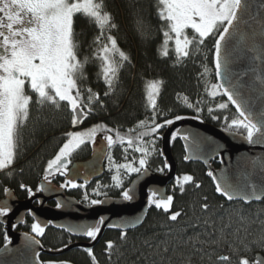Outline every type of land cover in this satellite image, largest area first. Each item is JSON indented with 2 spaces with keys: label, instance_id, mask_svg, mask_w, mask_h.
<instances>
[{
  "label": "trees",
  "instance_id": "1",
  "mask_svg": "<svg viewBox=\"0 0 264 264\" xmlns=\"http://www.w3.org/2000/svg\"><path fill=\"white\" fill-rule=\"evenodd\" d=\"M103 4L117 25L110 34L116 38L119 49L129 57L119 71L114 89H108L103 82L99 61L89 59L85 64L83 77L78 79V86L82 92L90 88L93 93H98L102 105L96 104L91 113L82 117L81 126L75 127L71 124L72 114L64 103L58 109L51 105L40 106L32 103L29 118L19 127L15 163L8 169L0 170V198L4 195V188L12 189L18 198L25 195L27 191L20 188L22 183L33 191L37 190L47 161L62 146L67 133L84 125L97 124L103 128L119 130L121 135H125L138 121L147 119L151 115V109L147 107V85L152 81L161 82L157 97V112L161 114L158 122L165 118L173 119L177 115L194 119L199 116L197 120L225 129L224 118L230 120L237 117L238 114L230 103L226 109L216 108L220 103H227L223 95L211 97L206 92V88H210L212 83H217L213 67V37L206 38L199 52L182 61L177 60L174 44L169 42V55L164 57L161 55V46L164 42L163 32L167 31V27L158 15L159 0H103ZM138 20L143 22L144 34L137 30ZM74 31L79 44V58L83 61L85 57H92V41L99 34L98 26H93L90 19L83 14H77L74 17ZM105 32L107 34V30ZM187 35L191 37L192 30H187ZM205 68L211 72L208 83L204 85ZM106 92L108 95H105ZM185 97L193 104L200 101L199 107L203 111L197 113L194 108L188 107L184 102ZM209 107L213 108L212 113L208 112ZM213 116L220 118L213 119ZM100 133L114 135V132ZM155 146L157 152L150 160L148 168L164 175L167 169L163 173L157 171L164 166L159 154L160 139ZM89 148L88 143L82 145L76 150V157L87 158ZM171 149L177 165L176 177L190 174L201 187L196 188L190 183L181 193L179 187H174V181L167 190L168 195L174 196L173 206L168 213L154 206L149 207L143 224L137 229L127 231L126 238H121L118 231L106 230L92 249L94 260L86 250L75 248L56 257L42 254L39 256L41 262L220 264L218 257L227 255L230 257L229 264H237L240 257L246 256L251 260L256 253L264 256V247L257 243L264 236V200L247 205L226 201L215 192L204 166L184 162L183 147L178 137L171 139ZM210 165L217 168L218 162L213 160ZM60 180L59 183L55 181V184H60ZM109 181L104 172L100 179L82 188L81 193L70 190V194L79 202L91 205V199H100L103 195L98 196L89 188L93 185L96 187L98 183L106 186ZM126 185L127 183L124 187ZM120 192L119 188L107 195L122 197ZM205 202L209 204L207 210L201 207ZM172 212H181L176 221L168 218ZM32 223L31 219L26 218L15 230L34 235L45 250L60 249L74 241L64 231L50 226L45 228L43 236H37L31 231ZM5 237L4 226L0 224V247L5 244ZM108 241L115 242L111 254L106 249ZM244 245L248 246L247 250ZM234 249H238V252H234Z\"/></svg>",
  "mask_w": 264,
  "mask_h": 264
},
{
  "label": "snow or ice",
  "instance_id": "2",
  "mask_svg": "<svg viewBox=\"0 0 264 264\" xmlns=\"http://www.w3.org/2000/svg\"><path fill=\"white\" fill-rule=\"evenodd\" d=\"M159 4V18L167 27V31L163 32L161 55L167 57L168 44L174 42L175 56L178 61H182L199 52L206 38L213 37L215 76L227 77L228 83H212L210 88H206V92L211 97L217 95L227 97V103L216 105L217 109H226L229 103L235 106L238 115L230 120L227 117L224 118L225 131L235 130L249 144L264 143V107L254 111L249 103L250 97L245 98L243 89L248 85L243 80L248 73L232 71V65L241 59L240 52L246 56L248 51H257L254 44L247 51L241 49L240 52L232 45L234 38L239 36L241 40L244 39L242 26L248 24L245 14L251 5H245L244 0H159ZM261 7H264V4ZM77 14H83L89 18L93 26H98L99 32L92 41L93 56L85 57L83 61L78 55L79 44L74 31V17ZM136 26L137 30L144 34L143 22L138 20ZM116 28L117 25L113 22L111 14L105 10L103 0H0V170L8 169L15 163L19 127L29 118L32 103L40 106L51 105L57 109L61 103H64L72 114L73 126L80 124L82 117L91 113L96 104L102 105L98 93H93L90 88L85 90L86 95L81 91L78 79L83 77L84 67L89 59L97 60L103 82L108 89H114L119 71L129 60L125 52L119 49L116 38L110 34ZM189 29L193 32L191 37L187 35ZM252 36H255L254 32ZM259 51L261 55H256L253 59H264V47ZM204 73H207V68L204 69ZM233 76L236 80H233ZM256 78L264 84V78L259 76ZM160 84V81H152L147 85V107L151 109V115L147 119L138 121L127 134L121 135L119 130L108 127L101 129L99 125L85 131L67 133L65 142L59 147L54 157L47 161L43 175L45 183L40 184L37 191L46 190V185L56 175L68 177L70 157L73 152L87 142L94 143L98 130H102L107 133L114 132V135L103 136L109 149L120 144L125 146L123 148L125 153L129 150L139 153L138 159L135 156L131 159L125 156L124 163L114 165L112 155L109 154L107 157L110 170L114 167L116 173L111 177L114 186L121 189L120 195L123 200L132 201L133 191L123 186V176L132 174H136L137 177L147 176L150 158L157 152L156 141L161 139L160 131L176 121L185 119L177 115L173 119L165 118L162 122H158V117L161 115L157 112ZM105 95L108 93L106 92ZM184 102L188 107L194 108L197 113L203 111L199 107L200 101L193 104L185 97ZM208 112L212 113L213 108L209 107ZM195 118L199 119V116ZM219 118L213 116V119ZM178 135H180L179 129L171 134V139L175 140ZM182 138L187 141L189 136L184 134ZM159 154L163 155V152ZM184 159L188 160L191 157L185 156ZM169 168L165 160L164 166L157 171L163 173ZM208 176L217 180L212 171L208 172ZM190 183L196 188L201 187L190 174L177 176L174 187H179L180 192L183 193L185 186ZM86 184L87 181L84 184H78L73 179H65L60 187L84 188ZM20 188L27 191L29 196L34 195L28 185L22 183ZM214 189L227 201L237 198L241 201L251 198L257 201L262 199L261 195L256 194L255 184L239 185L231 182L227 177L222 182L217 181ZM4 192L10 193V190L4 188ZM149 193L147 205L168 213L173 206L174 196H160L154 189H150ZM103 203L104 201L100 199L90 200L91 205ZM62 206L60 203L56 204L57 208ZM201 207L207 210L209 204L205 202ZM11 211L12 208L7 202L0 204V216H6ZM27 211L31 212L30 209ZM180 215L181 212H172L168 218L176 221ZM140 222V218L137 217L133 221H126L120 225L108 224V227L126 229L135 227ZM104 224L105 218L101 216L96 224L84 226L80 231L84 236L95 240ZM61 227L64 226L61 225ZM45 230L39 221L31 224V231L37 236H43ZM68 231H76V229L68 228ZM126 235V232H121V238H126ZM29 240V247L40 243L34 237ZM257 243L264 247V236H261ZM114 247L115 242H106L109 254ZM247 247L244 245L245 250ZM86 251L94 260L92 249L88 248ZM233 251L238 252V249ZM218 260L220 264H229L230 257L221 255ZM48 264H57V262H48ZM237 264H264V257L257 256L251 260L246 256L240 257Z\"/></svg>",
  "mask_w": 264,
  "mask_h": 264
},
{
  "label": "water",
  "instance_id": "3",
  "mask_svg": "<svg viewBox=\"0 0 264 264\" xmlns=\"http://www.w3.org/2000/svg\"><path fill=\"white\" fill-rule=\"evenodd\" d=\"M244 3L245 5H251L245 14L248 24L242 26L244 39L241 40L238 36L232 40V45L240 52L241 49L247 51L254 44L257 51H248L246 56L243 55V52H240L241 59L232 65V71L233 73H248V76L243 80L248 87H245L243 92L246 99L250 97L249 103L252 105L253 110L259 111L264 107V84L256 77L264 78V59H253V57L261 55L259 50L264 47V44H262V41H264V7H261L264 0H244ZM253 32L255 33L254 37L252 36ZM215 79L217 83H228L227 77L215 76ZM233 80H236L235 76H233ZM224 97L227 100V97ZM231 106L236 111L235 106ZM177 129L180 130L178 138L183 147L184 157H191L188 160L184 159L185 163H199L206 168L207 172L212 171L217 178V180H213L210 177L214 186L217 181L222 182L227 177L231 182L239 185L255 184L257 187L256 194L262 197L259 201L254 198L241 201L237 198L228 202H241L247 205L260 203L264 200V143L249 144L236 131H225V129L207 122L185 117V119L176 121L173 125L160 131L159 153L163 152V155H160L163 164L166 160L170 166L167 173L160 175L148 169L147 176L137 177L136 175L127 186L128 189L133 191L134 199L132 201H125L122 197L106 196L100 199L104 201L103 204H83L73 197L65 195L64 189L52 180L46 185V190L39 191L26 200H19L12 189H9L10 193L4 192L3 197L0 198V204L7 202L12 211L6 216H0V224L4 226L5 236L7 237L5 244L0 247V264H44L39 259L42 254L56 257L75 248L93 249L106 230L127 232L139 228L149 210L147 205L149 190H157L160 196L166 197L168 196V186L176 178L177 165L171 149V134ZM184 134L189 136L187 141L182 138ZM103 136L101 133L97 134L95 142H90L89 157L74 161L69 166V176L64 177V179H73L82 184L87 181V184H89L103 176L108 155L107 143L103 140ZM213 160L218 162L217 168L210 165ZM42 183H45L43 178L40 179L38 187ZM218 194L227 201L220 193ZM33 201H37V204L34 205ZM48 201H54L55 205L60 203L63 206L61 208L53 207L49 205ZM29 209L31 210L30 213L27 211ZM27 214L33 222L39 221L45 228L50 226L62 230L76 239L85 238L86 236L83 235L80 229L84 226L96 224L101 216L105 218V224L95 240H76L60 249L45 250L41 243L29 247V238L38 239L26 231L15 230L17 226L23 224ZM137 217L140 218L141 222L135 227L126 229L108 227V224L120 225L126 221H133ZM61 225L64 227H61ZM68 228L76 229V231H68ZM257 256L264 257L261 253H256L254 258ZM57 264L73 263L57 261Z\"/></svg>",
  "mask_w": 264,
  "mask_h": 264
},
{
  "label": "rangeland",
  "instance_id": "4",
  "mask_svg": "<svg viewBox=\"0 0 264 264\" xmlns=\"http://www.w3.org/2000/svg\"><path fill=\"white\" fill-rule=\"evenodd\" d=\"M173 44H174V42H173ZM210 70H208L207 69V73H204L203 72V75H204V79L206 80H204V85L205 84H207L208 83V81H209V75H210ZM29 94H31V92H29ZM95 125H97V124H92V125H87V126H84V127H82V128H80V129H76V130H74V131H85V130H87V129H89L90 127H92V126H95ZM100 126V125H99ZM100 128L102 129L103 127H101L100 126ZM72 132V131H71ZM100 132H102V130H98V132H97V134L98 133H100ZM104 134V133H103ZM105 135V134H104ZM67 138V137H66ZM66 140V139H65ZM65 142V141H64ZM87 143H89V142H87ZM125 146H122V145H120V144H117V145H115L114 147H113V149H110L109 151H108V155L109 154H111L112 155V157H113V165L114 164H121V163H124L125 162V159H124V157L125 156H127L129 159H131L133 156H135L137 159L139 158V153H135V152H133V151H131V150H129L127 153H125L124 151H123V148H124ZM108 155H107V157H108ZM153 156H154V154L151 156V158H150V160L153 158ZM149 163H150V161H149ZM104 171H105V173H106V175H108V177H109V186H111L110 188H115V189H119L118 187H115L114 186V181L111 179V177L113 176V175H115L116 173H115V170H114V167L110 170V165H109V161H108V159H106V161H105V166H104ZM135 174H132L131 176H128V175H124L123 176V180H124V185L126 184V183H128L129 181H130V179L134 176ZM123 185V186H124ZM107 186H108V184L105 186L104 184H97L96 185V187L95 188H101L102 190H106L107 189ZM101 189H99V194H101L102 192H101Z\"/></svg>",
  "mask_w": 264,
  "mask_h": 264
},
{
  "label": "flooded vegetation",
  "instance_id": "5",
  "mask_svg": "<svg viewBox=\"0 0 264 264\" xmlns=\"http://www.w3.org/2000/svg\"><path fill=\"white\" fill-rule=\"evenodd\" d=\"M79 126H81L80 124L78 125V126H75V127H79ZM84 126H87V125H84ZM83 126V127H84ZM101 134H103V133H101ZM104 135V134H103ZM106 135V134H105ZM88 145H90V142L88 143ZM89 150H90V148H89ZM110 150V149H109ZM108 150V151H109ZM89 155H90V153H89ZM89 155L87 156V158L89 157ZM84 159H86V158H83V159H78L77 157H76V150L73 152V154H72V156L70 157V160H71V164L74 162V161H78V160H84ZM212 162V161H211ZM70 164V165H71ZM69 165V166H70ZM149 169V168H148ZM151 170V169H150ZM152 171V170H151ZM105 172V171H104ZM154 172V171H153ZM155 173H157V172H155ZM157 174H160V173H157ZM160 175H163V174H160ZM177 175V174H176ZM136 176V174L130 179V181L127 183V185L125 186V187H127L128 185H129V183L131 182V180L134 178ZM60 180V184H56V185H61L62 183H64V181H65V179H64V176H60V175H56V176H54V177H52L51 178V180H54L53 182L55 183V181L57 182V183H59V180ZM98 180V179H97ZM96 180H94V181H92V182H95ZM175 181V179L172 181V183ZM91 182V183H92ZM110 183V182H109ZM171 183V184H172ZM78 184H82V183H78ZM90 184V183H89ZM170 184V185H171ZM86 185H88V184H86ZM169 185V186H170ZM169 186H168V188H169ZM111 186H109V184H108V186H107V189L104 191V190H102L100 187L99 188H95V185H93V186H91L90 188H89V190L91 191V190H93V191H95L96 193L97 192H99V189H101V194H97L98 196H101V195H103V197H106V196H108L107 194L110 192V193H112V192H115V191H117V189H115V188H110ZM168 188H167V190H168ZM64 189V193H65V195H67V196H70V197H73L74 199H76L77 200V198L75 197V196H73L72 194H70V190L71 191H76L77 193H81L82 192V188H63ZM39 191H37V190H35V191H33V193L35 194V193H38ZM100 193V192H99ZM167 195H168V191H167ZM30 196H29V194H28V192L27 193H25V195H21L20 196V198H18L19 200H26V199H28ZM109 197H111V196H109ZM101 199V198H100ZM78 201V200H77ZM34 203V205L35 204H37V201H33ZM49 202V205H51V206H53V207H55L56 205H55V203H53L54 201H48ZM79 202V201H78ZM26 218H29V219H31L30 217H29V215L27 214L26 216H25V219ZM25 219H24V221H25ZM18 227V226H17ZM121 233V232H120ZM71 237V236H70ZM74 241H76V240H80V241H90V240H92V239H90V238H88V237H85V238H82V239H76V238H73V237H71ZM73 241V242H74Z\"/></svg>",
  "mask_w": 264,
  "mask_h": 264
},
{
  "label": "bare ground",
  "instance_id": "6",
  "mask_svg": "<svg viewBox=\"0 0 264 264\" xmlns=\"http://www.w3.org/2000/svg\"><path fill=\"white\" fill-rule=\"evenodd\" d=\"M209 177V176H208ZM210 178V177H209ZM211 180V179H210ZM212 182V181H211Z\"/></svg>",
  "mask_w": 264,
  "mask_h": 264
}]
</instances>
